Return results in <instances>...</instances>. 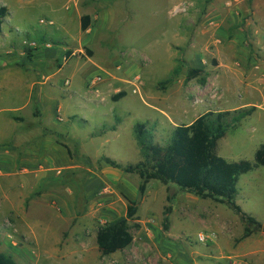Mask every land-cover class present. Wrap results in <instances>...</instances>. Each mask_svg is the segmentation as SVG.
<instances>
[{
  "label": "rangeland",
  "instance_id": "374dc122",
  "mask_svg": "<svg viewBox=\"0 0 264 264\" xmlns=\"http://www.w3.org/2000/svg\"><path fill=\"white\" fill-rule=\"evenodd\" d=\"M0 4L9 8L0 35V251L19 264H264V229L242 238L245 223L227 202L157 179L141 197L138 174L102 160H142L137 122L166 145L176 125L207 110L256 106L217 146L230 161H253L264 143V0ZM192 67L204 72L189 79ZM120 90L127 94L112 100ZM117 117V129L94 134ZM5 145L15 148L8 158ZM237 186L236 202L264 224V166ZM128 198L139 202L140 227L131 245L103 255L97 230L125 214Z\"/></svg>",
  "mask_w": 264,
  "mask_h": 264
},
{
  "label": "trees",
  "instance_id": "16d2710c",
  "mask_svg": "<svg viewBox=\"0 0 264 264\" xmlns=\"http://www.w3.org/2000/svg\"><path fill=\"white\" fill-rule=\"evenodd\" d=\"M9 15V8L0 4V35L3 33V21ZM89 14L82 17V29L90 26ZM92 56V51H89ZM71 54L66 51V57ZM29 56H32L29 53ZM180 69L174 68L171 75L159 82L165 87L174 81ZM204 72L203 68L192 67L188 70V78L198 76ZM127 94L120 90L112 96L118 101ZM256 106L242 107L235 110H207L197 116L191 123H181L175 126L172 138L166 145L154 140L152 129L146 122H137L134 132L141 149L142 160L134 164L123 165L117 160L104 156L108 165L120 168L128 173L140 176L139 193L144 196L148 183L157 179L164 184H175L181 190L189 193L219 198L227 202L239 214L245 223L242 238L264 229V224L253 215L245 212L236 202L238 181L242 174L264 166V143L255 152L254 160L240 159L230 161L217 152L218 141L223 138L230 127H236L242 119L250 116ZM14 119L22 118L13 116ZM120 117L116 123L103 125L94 134H103L108 130L117 129ZM71 156V150L68 149ZM124 215L113 218L102 226L96 233L98 249L103 255H109L127 248L134 240L132 228L140 227L133 224L137 218L138 200L127 199ZM168 207L165 216V227H168ZM0 264H19L13 255L0 251ZM254 264V263H251Z\"/></svg>",
  "mask_w": 264,
  "mask_h": 264
},
{
  "label": "crops",
  "instance_id": "0c3cea01",
  "mask_svg": "<svg viewBox=\"0 0 264 264\" xmlns=\"http://www.w3.org/2000/svg\"><path fill=\"white\" fill-rule=\"evenodd\" d=\"M81 24H82V19H81ZM82 26V25H81ZM83 30V29H82ZM88 30V28L85 30V31H87ZM69 50V49H68ZM74 53V52H73ZM71 55V54H70ZM31 82H30V89L32 90V89H34V87L36 86V84H37V82L33 79V78H31V80H30ZM27 102H29L28 100H27ZM192 122V121H191ZM190 122V123H191ZM26 142V141H25ZM13 149H15L14 148V146L13 145H5L4 146V153H5V156L7 157L8 155H10V153L13 151ZM33 153H31V152H28V153H25L24 155H25V160H27V161H29L30 162V158L32 157L31 155H32ZM2 155H4V154H2ZM9 157V156H8ZM7 157V158H8ZM5 164L7 165L6 166V168H9L10 167V165H9V162L8 161H6L5 162ZM26 164V163H25ZM7 170H11L10 168L9 169H7ZM12 193H14V192H5V193H3L4 195H12ZM18 197H19V195H17ZM16 215L18 216V218L20 219V213H16ZM28 225H29V223H28Z\"/></svg>",
  "mask_w": 264,
  "mask_h": 264
},
{
  "label": "built area",
  "instance_id": "2783aa9c",
  "mask_svg": "<svg viewBox=\"0 0 264 264\" xmlns=\"http://www.w3.org/2000/svg\"><path fill=\"white\" fill-rule=\"evenodd\" d=\"M32 44L33 45H36L35 42L32 43ZM67 83H68V81H67ZM108 191H109V188L108 187H104L103 190H102V192H108ZM7 224L8 225H11V223L9 222V220H7ZM198 239H199V241L205 242V241H207L208 237L204 233H199Z\"/></svg>",
  "mask_w": 264,
  "mask_h": 264
}]
</instances>
